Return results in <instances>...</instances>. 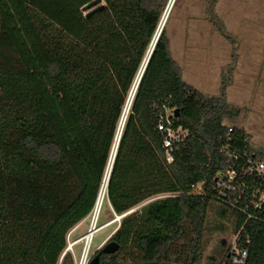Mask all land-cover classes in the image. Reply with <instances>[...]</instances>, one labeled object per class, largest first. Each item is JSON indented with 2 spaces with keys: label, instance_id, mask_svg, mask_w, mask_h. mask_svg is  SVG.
Returning <instances> with one entry per match:
<instances>
[{
  "label": "trees",
  "instance_id": "1",
  "mask_svg": "<svg viewBox=\"0 0 264 264\" xmlns=\"http://www.w3.org/2000/svg\"><path fill=\"white\" fill-rule=\"evenodd\" d=\"M93 1L0 0V264H74L67 237L96 205L124 107L169 2L104 0L88 16L83 8ZM232 75L224 70L213 96L188 85L164 27L107 188L112 211L125 215L107 241L119 250L101 253V264H200L211 211L232 214L245 264H264V205L251 203L263 182L243 174L248 187L239 181L225 197L216 182L225 168L240 172L248 159L264 160L244 130L228 125L241 115L228 102ZM168 110L188 131L171 163L158 130ZM199 183L201 195L192 190ZM222 243L223 260L210 264H232L231 246Z\"/></svg>",
  "mask_w": 264,
  "mask_h": 264
},
{
  "label": "rangeland",
  "instance_id": "2",
  "mask_svg": "<svg viewBox=\"0 0 264 264\" xmlns=\"http://www.w3.org/2000/svg\"><path fill=\"white\" fill-rule=\"evenodd\" d=\"M208 2L209 0H175L174 6L171 9V13L167 19L166 24L164 25V27H166L167 29V34H169L170 36H175L178 32V24L181 21L183 22L184 20H186V18L189 19V17H192V21H196V15L197 17L200 16L206 21L210 20V16L207 13ZM187 4L190 5L191 8H193L192 10H194V12H199L202 10V13H186L185 9ZM222 5H224L226 11H223ZM227 7L228 9L230 8V11H228ZM221 11L222 13H220ZM218 12L220 15H218ZM230 12L234 14L235 17L230 15ZM241 12H245V14L248 13L250 16L248 22L244 25V33H242V27L245 22L243 20L245 19H243L241 22V17H239ZM213 13L216 15L221 28L216 23H212L211 30L219 32L220 29L222 33L226 32L228 34L231 31V34H229L231 40L228 41L230 42V46L234 50V52L239 53L240 65L244 56V51H248L249 40H254V37H258L259 35L261 16L264 13V0H226V3H221V0H216L213 6ZM199 32L202 36L205 30L199 29ZM251 47L252 45H250V48ZM235 56H237V54L233 56L231 64L228 66L229 70L233 68V66L238 62V56L236 58L237 61L235 59ZM248 62L249 60L247 59V56L244 57L243 63L249 66ZM242 65L243 64L239 66L240 69L238 77L235 78L232 91L230 92V96L228 98V102L231 105L241 110V115L236 120V123H228V125L244 130L249 138L254 153L257 155H264V73L259 77L261 78L260 82L256 83V80H254L253 78H256L257 71H250V69L243 68ZM245 84H247V88L249 87L251 89L247 94H244L242 90V87H244ZM132 104L130 107V111L132 108ZM210 214L211 215L208 218L207 223L209 230L207 231L205 236L206 249L204 258L200 264H210V258L212 257H215L217 262L223 260L225 253V246L222 243L223 240H226L228 245H236L235 243L237 238L232 230L234 225L232 214H228V217L225 219L216 214V211H211ZM107 222L113 223L111 226L105 227L104 229L99 230L94 234L87 264H89L90 257L97 252L98 249L96 248L100 245V243L104 239L105 241H107L119 227V220L115 213L112 211V208L106 197L101 209L98 226H101ZM221 224L224 225V230H215V228L219 227ZM89 225L90 219H87L80 226L75 227L72 230L73 232L71 231V242L77 240L80 237L83 238L85 235H87ZM84 243L85 241L77 243L73 248L74 252H71L74 264H79L81 261V254Z\"/></svg>",
  "mask_w": 264,
  "mask_h": 264
},
{
  "label": "crops",
  "instance_id": "3",
  "mask_svg": "<svg viewBox=\"0 0 264 264\" xmlns=\"http://www.w3.org/2000/svg\"><path fill=\"white\" fill-rule=\"evenodd\" d=\"M222 2L226 3V0H221ZM222 7L223 11H226L224 5ZM192 9L187 4L185 11L186 13H202V10L194 12ZM228 11H230V8ZM218 15H220L219 12ZM230 15L234 16L231 12ZM239 17H241V22L245 19L243 20L245 22L242 27V33H244V25L248 22L250 16L248 13L241 12ZM195 18L196 21H192V17H189V19L186 18L183 22L181 21L178 24V32L175 36L168 34L171 54L182 69L184 81L205 94L217 95L221 87L222 74L225 69L229 70L228 66L231 64L233 56L237 54L238 62L230 69L232 70L233 79L232 84L228 88V98L232 91L235 78L238 77L239 66L241 64H243L242 67L245 69L253 70V72L257 71V74L253 73L256 74V78L253 79L256 80V83H259L261 80L259 77L264 73V13L261 16L258 37H254V40H249L248 51H244V56L242 55L243 58L247 56L249 66L243 63V58L239 65V53L234 52L230 46V42L220 29L219 32L211 30L212 23H216L215 21H206L200 16L197 17V15ZM199 29L205 30L202 36L200 35ZM229 34H231V31ZM250 45H252L251 48ZM246 86L247 84L242 87L244 94L249 93L251 90ZM104 243L105 239L96 249L103 248Z\"/></svg>",
  "mask_w": 264,
  "mask_h": 264
},
{
  "label": "built area",
  "instance_id": "4",
  "mask_svg": "<svg viewBox=\"0 0 264 264\" xmlns=\"http://www.w3.org/2000/svg\"><path fill=\"white\" fill-rule=\"evenodd\" d=\"M174 118H175V111L174 110H168L164 115H161L159 118V122H158V130L163 134L164 137V147L167 151V159L168 161L171 163L173 161V156L172 153L174 151V149H178L180 146L185 144V140L188 136V131L185 130L184 128L180 127H175V123H174ZM233 130H230V133ZM235 154L234 153H229L228 154V158L230 160L234 159ZM243 174H249L250 176H253L254 174H256V176L263 182L262 185V193L260 195V199L259 201H252L251 203L254 204V206L256 208H262L264 205V160L263 159H258L255 160L254 158H250L248 159V167H244L242 168V170L240 172H238V170L234 169V168H225L223 169L220 174L218 175V178L216 179L217 182V186L218 188L221 190V193L224 194V197L227 195V193L225 192V190L227 189L229 193H233L236 185L238 184L239 181H241L245 186L248 187V183L245 180ZM255 185H252V187L254 188ZM193 193L196 194H203V183H199L197 185H194L193 188ZM259 192V191H258ZM97 203V202H96ZM96 207V205H95ZM95 207L92 211V213L90 214L89 218L90 219V225H89V229L87 233H90L92 231V229H94L93 232H97V230H100L101 227L105 228L108 226H111L113 222H107L105 224H103L102 226H98V222L100 220V215H97L96 217V223L94 225V227H92L93 225V220L95 219ZM119 225H120V220H119ZM73 232V231H72ZM72 232L69 233L67 239H68V247H67V251L69 252H74V246L76 245V243H79L81 241H85V236L81 239H77L71 242L70 237ZM94 233V234H95ZM238 236H236L237 238ZM238 239V238H237ZM237 239H236V245L235 246H231L230 248V255H229V259L231 260L232 264H245V260L247 257V251L246 250H241L238 243H237ZM109 240V239H108ZM107 240V241H108ZM105 241V243L107 242ZM104 243V244H105ZM72 244V246L69 247V245ZM103 244V246H104ZM86 248V243H84V247L82 250V254ZM90 248L88 250V253L90 252ZM80 256V258H81Z\"/></svg>",
  "mask_w": 264,
  "mask_h": 264
},
{
  "label": "bare ground",
  "instance_id": "5",
  "mask_svg": "<svg viewBox=\"0 0 264 264\" xmlns=\"http://www.w3.org/2000/svg\"><path fill=\"white\" fill-rule=\"evenodd\" d=\"M174 3H175V0H171V2L169 4V7L166 10V12H165V14H164V16H163V18L161 20V23H160V26L158 28V31H160V30H162L164 28V25L167 22V19H168L170 13H171V9L173 8ZM147 59H148V57H147ZM147 59L145 60L143 66L141 68V74H142V72L144 70V67L146 65ZM141 74L138 76L137 81H136L133 89L131 90V92H130V94L128 96L126 105L124 107L123 115H122L121 121H120L119 126H118L115 142H114V145H113V148H112V151H111V155H110L109 162H108V165H107V169H106V172H105V175H104L103 183H102V186H101V189H100V192H99V196H98V199H97V203H96V207H95V211H94L95 212V219L93 220L92 227H94V225L96 223L97 215H101V209H102V206H103V203L105 201L106 194H107V183H108V178H109V175H110L111 167H112L114 158H115V156L117 154V151H118L119 140L122 137L124 126H125V123L127 121L128 114L130 112V107H131L132 101L134 99V96H135V93H136V90H137V84H138V81H139V78H140ZM102 229H104V228L101 227L100 230H102ZM93 231H94V229H92V231L90 233H87V235H85L86 248H85V250L83 252V255H82V258H81V261H80L79 264H87V262H88V255H89L88 250H89V247L92 244V240H93L94 233H95ZM98 231L99 230H97V232ZM70 246H72V244H70L69 247Z\"/></svg>",
  "mask_w": 264,
  "mask_h": 264
},
{
  "label": "water",
  "instance_id": "6",
  "mask_svg": "<svg viewBox=\"0 0 264 264\" xmlns=\"http://www.w3.org/2000/svg\"><path fill=\"white\" fill-rule=\"evenodd\" d=\"M215 1H216V0H210V1H209V4H208V8H207V11H208V14H209V16H210V20H211V21H212L214 18H216V15L213 13V6H214ZM170 2H171V0H169V3H168V5H167L166 10L168 9ZM104 7H105L104 0H95V1L91 2L90 4L86 5V6L83 8V11H89L88 16H92V15H95V14H97L98 12H100ZM166 10H165V12H166ZM164 14H165V13H164ZM163 16H164V15H163ZM162 18H163V17H162ZM160 23H161V22H160ZM218 25H219V27L221 28V25H220L219 22H218ZM159 26H160V25H159ZM158 28H159V27H158ZM163 29H164V28H163ZM163 29L160 30V31L157 30V33H156V35H155V37H154V39H153V41H152V43H151V45H150L148 51H147V54H146V56H145V58H144V61H143V63H142V66H143L145 60H146L147 57H148L147 62H146V65H145V67H144V70H143V72H142V74H141V69H140V71H139V73H138V75H137V77H136V79H135L134 85H135V83H136V81H137L138 76L141 74V76H140V78H139V81H138V84H137V90H138V87H139V84H140V82H141V80H142L143 74H144V72H145V70H146V67H147V65H148V63H149V61H150V59H151L152 53H153L154 48H155V46H156V44H157V42H158V40H159V38H160V36H161V33H162ZM158 32H159V33H158ZM142 66H141V68H142ZM134 85H133V87H134ZM133 87H132V89H133ZM137 90H136V92H137ZM176 113H178V110H176ZM120 140H121V138H120ZM120 140H119V144H120ZM118 148H119V145H118ZM116 155H117V154H116ZM115 160H116V156H115V158H114V161H113V164H112V167H111V171H110V175H109L108 183H107V188H108V185H109V181H110V177H111V174H112V170H113V166H114ZM124 216H125V215H123V216H117V218H118V220H121ZM99 250H100V249H98L97 252H98ZM118 250H119V245H118L115 241L107 242V243L104 244V246H103V248H102V252H100V253H98V254H97V252H96V253H94V254L90 257L89 264H101V253H103V254H109V255H110V254H115ZM66 251H67V250H66Z\"/></svg>",
  "mask_w": 264,
  "mask_h": 264
},
{
  "label": "flooded vegetation",
  "instance_id": "7",
  "mask_svg": "<svg viewBox=\"0 0 264 264\" xmlns=\"http://www.w3.org/2000/svg\"><path fill=\"white\" fill-rule=\"evenodd\" d=\"M210 1V0H209ZM208 4H209V2H208ZM207 7H208V5H207ZM213 21H215L217 24H218V20H217V18H214L213 20H212V22Z\"/></svg>",
  "mask_w": 264,
  "mask_h": 264
}]
</instances>
